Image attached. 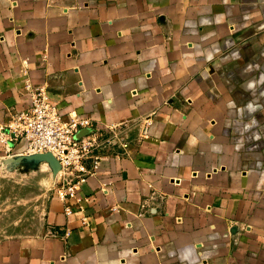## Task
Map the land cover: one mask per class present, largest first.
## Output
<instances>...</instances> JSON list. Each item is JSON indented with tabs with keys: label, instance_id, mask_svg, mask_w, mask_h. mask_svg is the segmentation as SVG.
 I'll list each match as a JSON object with an SVG mask.
<instances>
[{
	"label": "crops",
	"instance_id": "1",
	"mask_svg": "<svg viewBox=\"0 0 264 264\" xmlns=\"http://www.w3.org/2000/svg\"><path fill=\"white\" fill-rule=\"evenodd\" d=\"M26 82L130 146L0 264H264V0H0V123Z\"/></svg>",
	"mask_w": 264,
	"mask_h": 264
},
{
	"label": "built area",
	"instance_id": "2",
	"mask_svg": "<svg viewBox=\"0 0 264 264\" xmlns=\"http://www.w3.org/2000/svg\"><path fill=\"white\" fill-rule=\"evenodd\" d=\"M25 88L29 104L22 110H12L8 122L0 123V141L7 145L9 141L23 142L24 154L52 152L61 164L56 195L62 200L74 199L82 211L88 197L81 194V185L98 172L104 157L129 152L131 124L123 121L100 125L87 115L65 114L43 88L30 82ZM65 211L70 214L73 207L67 205ZM68 231L52 233L65 235Z\"/></svg>",
	"mask_w": 264,
	"mask_h": 264
},
{
	"label": "rangeland",
	"instance_id": "3",
	"mask_svg": "<svg viewBox=\"0 0 264 264\" xmlns=\"http://www.w3.org/2000/svg\"><path fill=\"white\" fill-rule=\"evenodd\" d=\"M56 185L57 176L45 162L27 172L0 162V238L36 232Z\"/></svg>",
	"mask_w": 264,
	"mask_h": 264
},
{
	"label": "water",
	"instance_id": "4",
	"mask_svg": "<svg viewBox=\"0 0 264 264\" xmlns=\"http://www.w3.org/2000/svg\"><path fill=\"white\" fill-rule=\"evenodd\" d=\"M8 169H20L23 172L35 170L41 163H47L52 170L54 176H57L61 169L59 160L52 152H38L32 154H19L10 156L5 159Z\"/></svg>",
	"mask_w": 264,
	"mask_h": 264
}]
</instances>
